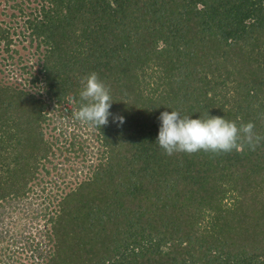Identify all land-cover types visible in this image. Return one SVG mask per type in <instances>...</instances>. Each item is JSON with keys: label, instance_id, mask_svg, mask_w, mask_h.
Segmentation results:
<instances>
[{"label": "trees", "instance_id": "1", "mask_svg": "<svg viewBox=\"0 0 264 264\" xmlns=\"http://www.w3.org/2000/svg\"><path fill=\"white\" fill-rule=\"evenodd\" d=\"M25 16L19 30L0 21L7 57L21 35L38 65H22L23 83L0 75V252L11 238L30 263L0 264H264V141L172 155L156 143L171 110L252 121L264 136V0H40ZM93 71L113 100L107 125L84 123L99 162L32 197L55 157L45 110L72 100L75 118ZM86 137L69 141L74 156Z\"/></svg>", "mask_w": 264, "mask_h": 264}, {"label": "rangeland", "instance_id": "2", "mask_svg": "<svg viewBox=\"0 0 264 264\" xmlns=\"http://www.w3.org/2000/svg\"><path fill=\"white\" fill-rule=\"evenodd\" d=\"M40 0H0V21L3 25L14 27L15 30H19L26 18L25 14L33 11L34 6L38 4ZM19 4L23 9L22 12L14 4ZM14 14V15H12ZM13 44L10 48H16L19 53H13L12 58L7 57V53L2 49V43H0V75L4 80L14 81L16 83L26 82L24 78H28L25 70L30 69L34 74L37 72V58L31 55L35 50V45L28 46V41L24 40L21 35L13 34ZM28 49V50H27ZM22 56V61L18 60V56ZM32 56V57H31ZM22 65L26 66V69L22 71ZM39 76L40 73H38ZM28 86L29 84L26 83ZM35 86V85H33ZM42 92V88H36ZM40 95V93H39ZM41 96V95H40ZM42 98L47 99L44 95ZM73 101H62L60 103L53 102L48 107L46 112L45 124L42 125L45 139L49 141H55L56 144L52 147L55 157L49 156L52 163L44 161V168L49 170V174L44 172V169L39 171L38 179L41 181V187H36L32 197L41 196L39 200L47 196H58L61 192L68 190L70 187L79 183L83 179L90 175L92 168L99 162V156L102 154L103 147H99L100 141L94 140V136L85 135L88 127L81 121L75 123L76 119L71 118L69 111ZM64 112L63 116L60 112ZM74 111H76L74 109ZM60 115V116H59ZM75 134V138L73 135ZM82 135V136H81ZM87 138L86 144H83L85 154L83 152L74 156V152L68 150L69 141L71 139L78 140ZM58 163L56 168H53L52 164ZM60 172L64 175L60 176ZM44 187V190L42 189ZM11 238L9 242H4V248L0 252V258L10 260L13 258L17 263H30V259L27 257L25 251H21L20 244L12 245ZM18 245V247H17ZM10 256V257H9ZM11 261V260H10Z\"/></svg>", "mask_w": 264, "mask_h": 264}, {"label": "clouds", "instance_id": "3", "mask_svg": "<svg viewBox=\"0 0 264 264\" xmlns=\"http://www.w3.org/2000/svg\"><path fill=\"white\" fill-rule=\"evenodd\" d=\"M80 107L75 118L83 123L100 128L109 122V111L113 103L110 89L93 71L82 81L79 92ZM114 121L124 123L123 116H114ZM160 126L156 143L167 155L176 152L193 154L199 151L215 154L228 153L241 150L246 144L250 150L264 141L255 131L252 121L241 122L225 119L223 116H210L206 118H191L182 116L179 111H163L158 117Z\"/></svg>", "mask_w": 264, "mask_h": 264}]
</instances>
